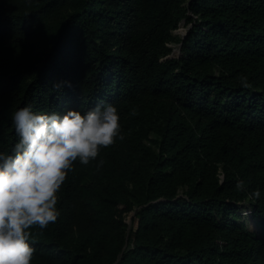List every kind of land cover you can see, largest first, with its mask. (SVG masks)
<instances>
[{
	"label": "trees",
	"instance_id": "1",
	"mask_svg": "<svg viewBox=\"0 0 264 264\" xmlns=\"http://www.w3.org/2000/svg\"><path fill=\"white\" fill-rule=\"evenodd\" d=\"M98 103L123 138L74 162L31 264H264V0H0V150L20 106Z\"/></svg>",
	"mask_w": 264,
	"mask_h": 264
},
{
	"label": "clouds",
	"instance_id": "2",
	"mask_svg": "<svg viewBox=\"0 0 264 264\" xmlns=\"http://www.w3.org/2000/svg\"><path fill=\"white\" fill-rule=\"evenodd\" d=\"M13 120L18 139L11 151L0 150V264H31L32 227L44 229L60 216L58 193L74 162L96 159L102 147L123 138L122 126L113 103L64 111L26 104Z\"/></svg>",
	"mask_w": 264,
	"mask_h": 264
},
{
	"label": "rangeland",
	"instance_id": "3",
	"mask_svg": "<svg viewBox=\"0 0 264 264\" xmlns=\"http://www.w3.org/2000/svg\"><path fill=\"white\" fill-rule=\"evenodd\" d=\"M190 27H191V23H187L185 22V20H183L180 26L177 29H175L173 32L179 34L180 36H184ZM171 45L173 46L174 53L178 54L180 42L177 43L174 42L171 43ZM246 218L248 220L249 226L252 229H254L256 227V223H255L256 221L250 216V214L246 215ZM127 221L129 225L132 223V213L127 215Z\"/></svg>",
	"mask_w": 264,
	"mask_h": 264
},
{
	"label": "built area",
	"instance_id": "4",
	"mask_svg": "<svg viewBox=\"0 0 264 264\" xmlns=\"http://www.w3.org/2000/svg\"><path fill=\"white\" fill-rule=\"evenodd\" d=\"M245 213H250V210H245Z\"/></svg>",
	"mask_w": 264,
	"mask_h": 264
},
{
	"label": "water",
	"instance_id": "5",
	"mask_svg": "<svg viewBox=\"0 0 264 264\" xmlns=\"http://www.w3.org/2000/svg\"><path fill=\"white\" fill-rule=\"evenodd\" d=\"M179 51H180V48H179Z\"/></svg>",
	"mask_w": 264,
	"mask_h": 264
}]
</instances>
